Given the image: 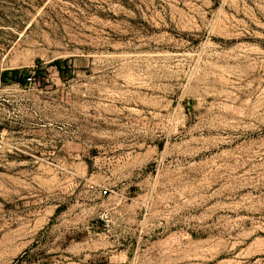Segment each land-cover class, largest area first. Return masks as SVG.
I'll use <instances>...</instances> for the list:
<instances>
[{
  "label": "rangeland",
  "instance_id": "rangeland-1",
  "mask_svg": "<svg viewBox=\"0 0 264 264\" xmlns=\"http://www.w3.org/2000/svg\"><path fill=\"white\" fill-rule=\"evenodd\" d=\"M263 103L264 0H0V264H264Z\"/></svg>",
  "mask_w": 264,
  "mask_h": 264
},
{
  "label": "bare ground",
  "instance_id": "bare-ground-1",
  "mask_svg": "<svg viewBox=\"0 0 264 264\" xmlns=\"http://www.w3.org/2000/svg\"><path fill=\"white\" fill-rule=\"evenodd\" d=\"M264 115V103L260 106V109L258 111H255L254 115V128L251 129V132H254L256 130H259L260 132L264 133V124L261 123V116Z\"/></svg>",
  "mask_w": 264,
  "mask_h": 264
},
{
  "label": "trees",
  "instance_id": "trees-1",
  "mask_svg": "<svg viewBox=\"0 0 264 264\" xmlns=\"http://www.w3.org/2000/svg\"><path fill=\"white\" fill-rule=\"evenodd\" d=\"M15 74H16V73L13 72L11 75H12V76H15ZM7 75H8V74H5V77H6Z\"/></svg>",
  "mask_w": 264,
  "mask_h": 264
},
{
  "label": "built area",
  "instance_id": "built-area-1",
  "mask_svg": "<svg viewBox=\"0 0 264 264\" xmlns=\"http://www.w3.org/2000/svg\"><path fill=\"white\" fill-rule=\"evenodd\" d=\"M105 194H106V192H105Z\"/></svg>",
  "mask_w": 264,
  "mask_h": 264
}]
</instances>
